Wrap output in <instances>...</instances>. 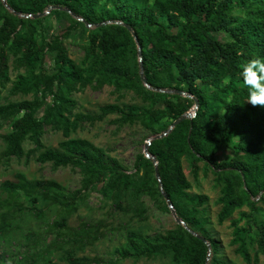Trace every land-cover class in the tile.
<instances>
[{
  "label": "trees",
  "instance_id": "1",
  "mask_svg": "<svg viewBox=\"0 0 264 264\" xmlns=\"http://www.w3.org/2000/svg\"><path fill=\"white\" fill-rule=\"evenodd\" d=\"M48 10L69 23L50 38L41 31ZM80 28L88 34L82 65L66 47ZM139 47L147 86L140 75ZM49 55L52 72L44 68ZM11 59L24 70L14 80ZM253 59L264 60V0H0V120L11 129L0 134L5 144L0 159L70 166L82 175L74 191L55 180L23 174L16 175V182H2L0 236L18 231L29 214L47 222L45 227L55 234L50 247L60 250L68 264H93L77 251L100 240L101 225L83 223L71 230L68 218L102 187L116 209L140 217L146 212L140 206L144 196L171 211L166 196L184 222L156 239L129 232L126 245L115 250L117 259L170 252L174 264H230L218 257L219 242L206 229L200 208L207 197L190 193L183 168L188 158L195 176L200 163L216 175L222 205L218 220H231L236 253L245 264H264V211L256 216L259 203L264 204V107L248 104L250 89L242 75ZM9 84L10 95L32 99L1 103L2 89ZM88 86L134 91L143 104H108L99 113H75L74 93ZM196 103L193 118L159 137ZM110 115H118L120 125L139 124L152 134L149 153L155 161L140 154L133 173L103 147L71 138L83 124ZM47 126L65 139L56 148L43 142ZM26 143L34 148L26 151ZM226 151L235 156L218 161ZM127 198L131 203L126 207ZM245 207L249 211H242ZM53 211L59 221L47 217ZM237 212L239 217L233 218ZM19 264H28L27 259Z\"/></svg>",
  "mask_w": 264,
  "mask_h": 264
},
{
  "label": "rangeland",
  "instance_id": "2",
  "mask_svg": "<svg viewBox=\"0 0 264 264\" xmlns=\"http://www.w3.org/2000/svg\"><path fill=\"white\" fill-rule=\"evenodd\" d=\"M41 28L42 34L46 38L61 33L69 23L55 16H51L50 10ZM219 39L228 41L227 35H217ZM88 44V34L82 29L73 32L66 41V47L70 58L77 64L82 65L85 48ZM53 57L48 56L44 68L48 72L53 71ZM10 76L12 80L24 70L18 69L14 60L10 63ZM10 84L6 89H2L1 103L31 100L32 96H12L8 93ZM77 101L75 113H99L102 106L108 104L118 105H139L143 104L142 99L134 91H117L112 86H104L96 89L91 86L79 88L74 93ZM47 103H51V98H47ZM194 107L189 113L195 112ZM43 110L39 113L41 116ZM118 115H110L101 122L95 124L85 123L71 138L87 139L96 145L106 149L110 156L116 158L130 172H135V163L140 154H144L145 146L152 139V134L139 124L120 125L115 122ZM10 123L0 120V134L10 132ZM64 139L59 131L51 127H45L43 142L46 147L56 148ZM5 148V144L0 138V156ZM31 143L25 144L26 151L33 149ZM235 155L226 151L218 157V161H229ZM183 168L188 181L191 184L190 193L207 197V202L200 208L208 223L206 229L212 238L219 242L218 257L230 264H245L236 247L231 244L233 238V228L231 220L222 224L219 223L218 215L222 205L220 204L221 185L217 181L216 175L207 169L203 163L199 164L198 175L195 176L193 168L188 158L183 159ZM23 174L28 179H50L55 180L69 190L74 191L81 186L82 175L78 168L60 167L55 168L51 163L41 164L31 159L28 163L25 158L22 160L12 159L5 163L0 159V184L10 180L16 182V175ZM0 197L4 198L0 190ZM130 198L126 199L127 207ZM28 206V203H25ZM140 206L146 209L143 217L135 212L120 211L116 209L112 200L105 195L104 188L99 187L90 193L81 204L79 210L68 218V226L71 230H77L81 224L101 225L103 235L95 244L86 245L77 255L80 258H87L93 264H174L172 253L154 255L151 257L128 258L119 260L115 256L117 248L124 247L127 243V234L131 231L139 232L152 239L162 237L167 232L174 230L178 225L172 211L166 212L162 209V201H155L149 196L141 198ZM38 207L43 208L44 203L39 202ZM257 217L261 218L264 211V204L259 203ZM242 211H249L243 208ZM51 221H59L61 216H57L54 211L48 212ZM239 212L233 218H238ZM47 222L38 221L32 215L27 214L21 223V228L13 232L8 237L0 236V264H19L27 259L28 264H68L65 256L56 248L50 247L55 238V234L45 227ZM254 253L255 249L251 248ZM51 261V263H49Z\"/></svg>",
  "mask_w": 264,
  "mask_h": 264
},
{
  "label": "clouds",
  "instance_id": "3",
  "mask_svg": "<svg viewBox=\"0 0 264 264\" xmlns=\"http://www.w3.org/2000/svg\"><path fill=\"white\" fill-rule=\"evenodd\" d=\"M243 67V83L250 89L248 104L264 107V60L253 59ZM227 82L226 78L225 83Z\"/></svg>",
  "mask_w": 264,
  "mask_h": 264
},
{
  "label": "water",
  "instance_id": "4",
  "mask_svg": "<svg viewBox=\"0 0 264 264\" xmlns=\"http://www.w3.org/2000/svg\"><path fill=\"white\" fill-rule=\"evenodd\" d=\"M51 9V8H50ZM48 12L44 13L43 15L47 14ZM42 16V15H41ZM137 41V40H136ZM139 62H140V75H141V79L143 81V83L146 84L147 86V79L145 78V75H144V69H143V64H142V52H141V49L139 47ZM198 107V103H196V106L195 108L197 109ZM195 114H196V110H195ZM186 118H191V113H188L184 116H182L179 120L175 121L173 123V125L165 132L163 133L161 136L159 137H163V136H166L169 132H171L173 130V128L178 125L182 120L186 119ZM151 145V140H149V142H147L146 146H145V151H144V154L146 155L147 158H152L154 159L155 161V158H153L150 153H149V147ZM156 165H157V162H156ZM156 177L159 178V173H158V169L156 168ZM165 199L167 201V204H168V207L170 208V210L172 211L176 221L178 224H182L184 225V222L178 217L175 209H174V206H173V203L165 196ZM202 240L205 241V239L203 237H201Z\"/></svg>",
  "mask_w": 264,
  "mask_h": 264
},
{
  "label": "built area",
  "instance_id": "5",
  "mask_svg": "<svg viewBox=\"0 0 264 264\" xmlns=\"http://www.w3.org/2000/svg\"><path fill=\"white\" fill-rule=\"evenodd\" d=\"M195 115H196L195 112H192L191 113V118H193Z\"/></svg>",
  "mask_w": 264,
  "mask_h": 264
}]
</instances>
